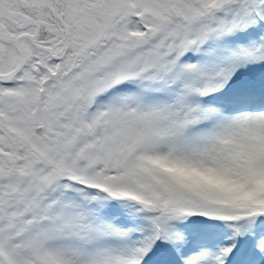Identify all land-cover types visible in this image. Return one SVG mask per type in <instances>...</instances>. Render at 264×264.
Listing matches in <instances>:
<instances>
[{
  "label": "snow or ice",
  "instance_id": "6c2138e0",
  "mask_svg": "<svg viewBox=\"0 0 264 264\" xmlns=\"http://www.w3.org/2000/svg\"><path fill=\"white\" fill-rule=\"evenodd\" d=\"M0 264H264V0H0Z\"/></svg>",
  "mask_w": 264,
  "mask_h": 264
}]
</instances>
